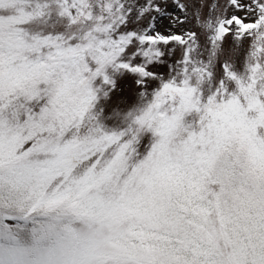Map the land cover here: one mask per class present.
Masks as SVG:
<instances>
[{
	"label": "snow or ice",
	"instance_id": "6c2138e0",
	"mask_svg": "<svg viewBox=\"0 0 264 264\" xmlns=\"http://www.w3.org/2000/svg\"><path fill=\"white\" fill-rule=\"evenodd\" d=\"M0 264H264V0H0Z\"/></svg>",
	"mask_w": 264,
	"mask_h": 264
},
{
	"label": "rangeland",
	"instance_id": "374dc122",
	"mask_svg": "<svg viewBox=\"0 0 264 264\" xmlns=\"http://www.w3.org/2000/svg\"><path fill=\"white\" fill-rule=\"evenodd\" d=\"M118 95L125 100H132L135 98V89L130 85V83L126 82L122 85V91Z\"/></svg>",
	"mask_w": 264,
	"mask_h": 264
}]
</instances>
